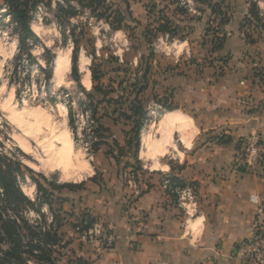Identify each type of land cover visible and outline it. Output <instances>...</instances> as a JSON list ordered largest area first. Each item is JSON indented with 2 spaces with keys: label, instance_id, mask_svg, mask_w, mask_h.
I'll return each instance as SVG.
<instances>
[{
  "label": "crops",
  "instance_id": "1",
  "mask_svg": "<svg viewBox=\"0 0 264 264\" xmlns=\"http://www.w3.org/2000/svg\"><path fill=\"white\" fill-rule=\"evenodd\" d=\"M125 1L134 30L146 18L144 28L148 24L154 30L166 20L175 31L169 46L151 57L148 45L134 38V70L125 65L138 79L149 61L142 93H153L168 112L158 122L160 134L149 142L145 159L140 142L137 151L125 147L129 130L123 144L112 140L124 148L122 154L115 148L119 157L140 162L133 172L135 189L116 176L105 187L79 183L56 193L61 199L56 256L62 257L57 264H240L236 247L250 236L257 215L250 197L264 206V167L251 173L233 165L244 142L264 134V26L251 15V0H216L214 12L201 2L187 11L174 0H151L146 10L140 0H120L123 8L115 5L123 12ZM213 36L223 42L218 49H213ZM110 65L103 63L101 69L107 72ZM86 83L91 92L90 69ZM104 155L118 159L113 152ZM171 177L194 187L198 207L193 216H185L163 189ZM84 213L113 233L112 249L78 242L72 227ZM140 219L146 229L136 232Z\"/></svg>",
  "mask_w": 264,
  "mask_h": 264
},
{
  "label": "rangeland",
  "instance_id": "2",
  "mask_svg": "<svg viewBox=\"0 0 264 264\" xmlns=\"http://www.w3.org/2000/svg\"><path fill=\"white\" fill-rule=\"evenodd\" d=\"M110 1L123 8L120 0ZM140 3L141 6L143 5L142 7H146V10L153 6L151 0H140ZM156 6L157 4H154V7ZM2 14L4 13L0 12V17L4 21L0 23V141L2 143L0 151L9 157L20 160L27 169L31 170L32 176L42 184L41 177H44L55 186L79 183L92 185L95 183L105 187L106 182L116 180L115 177L120 176L121 183L125 185L128 180V171H138L140 162L134 163L128 156L119 157L112 145L113 139L123 144L124 132L128 131L130 127L128 124H123L122 120L113 122V119L118 117V114L113 111L123 110L124 106H114L107 102L97 106L99 123L107 128L109 133L104 136L106 137L105 144L99 146L97 153H92L90 147L95 142L92 134L95 123L91 120V113L86 110L89 105L84 92L78 88L70 75L72 41L63 38L57 23L47 8L40 4L31 22V29L39 40L33 49L37 65L47 71L50 70L51 73L50 82L46 85L43 72L35 64L28 67L23 63L14 71L13 57L17 51V43L11 32L10 22L6 20V16L2 17ZM72 22L75 24L84 23L89 30V40H82L78 54L81 85L87 92H89V86L87 87L86 82L91 66L89 53L92 46L96 57H103L105 61L110 57L115 58L114 63L116 66L120 65V70H122L117 74V80L121 82L125 78L123 72L125 68H128L125 65L130 64L132 69L134 68L133 61L137 53V42L133 37L136 35L138 37L146 29L147 33L152 31L149 29L151 25L147 26L148 24H146L144 28L146 18H142L140 27H136L134 32L128 33L111 31L102 21H95L85 16ZM130 26L135 27V24ZM208 31L211 32L210 27ZM149 47L151 49V45ZM153 56L156 57L159 54L156 53ZM59 58L67 60L66 66H63L64 69L57 67ZM45 61H49L48 63L51 61L50 66H47ZM105 61H97L96 64L101 68V63ZM157 61L159 63L158 58ZM109 75L114 77V74ZM105 79H101V83L108 89L111 82ZM149 79L151 80V78ZM17 88L19 90L18 97H16ZM140 97L145 107L150 102H160L157 96L151 92L142 93ZM162 119L163 117L156 119L141 130L143 137L142 144L140 141L139 151L141 150L143 158L147 153L151 139L158 138L160 134L157 125ZM63 133L68 136L71 146L69 149L70 165L65 171L44 168L39 161V156H42L40 144L50 142L57 147L59 144L56 136ZM107 151L113 152L118 159L115 161L105 156ZM20 186L22 192L31 201H35L36 198L42 201V194L37 191L28 175L20 182ZM60 205L57 194L54 193L53 210L58 211ZM40 209L45 217V222H49L51 214L45 204H42ZM24 215L32 222H41V218L38 219L37 212L33 210L26 211ZM61 258L58 257L57 260L61 262Z\"/></svg>",
  "mask_w": 264,
  "mask_h": 264
},
{
  "label": "trees",
  "instance_id": "3",
  "mask_svg": "<svg viewBox=\"0 0 264 264\" xmlns=\"http://www.w3.org/2000/svg\"><path fill=\"white\" fill-rule=\"evenodd\" d=\"M40 4L47 8L51 17L57 23L63 38L65 40L70 39L73 43L70 75L78 88L84 92L89 105L86 110L91 113V120L95 123V127L92 130L95 142L91 144V152L97 153L99 146L105 144L106 141L104 136L108 131L99 123L100 120L97 117V106L105 102L112 103L114 106H124L123 110L113 111V113L116 112L118 114V117L113 119V122L122 120L130 124V129L126 132L127 141L125 142V147L130 150L134 147L135 151H137L140 142L139 131L142 129L146 116L143 102L139 96L146 88L149 61L143 66L141 77L132 79L130 70L125 68L123 72L125 78L123 81L118 82L117 74L122 70H120V65L116 66V63H112L116 61L115 58L110 57L104 62L105 65L111 64L108 71L104 72L96 64L97 61L102 59L95 56V50L92 46L89 53L91 58L89 69L93 86L91 92H86L80 85L78 54L82 40H89V30L84 23L75 24L72 22L85 16L95 21H102L111 31L133 32L134 28L128 24L129 21H132L128 11V3L125 1L126 12H123L110 0H0V12L4 13L2 17L6 16V20L10 22L11 32L17 43V51L13 57L14 71L23 63L28 67L34 64L38 66L36 58L33 56V49L39 43V40L31 29V22ZM205 4L212 12L215 11L216 5ZM250 13L257 22V12L252 3ZM2 22L4 21L0 17V23ZM147 31L146 29L142 32L140 38L137 36L133 38L138 41L141 39L148 45V50H150L149 57H151L149 46L157 34L168 33L170 37L175 36V31L171 30L166 20L156 27L155 33L152 31L147 33ZM222 43L220 41V44L214 46L213 49L220 48ZM45 62L47 66H50L51 61L50 63H48L49 61ZM38 68L43 72L45 84L48 85L51 79L50 70L47 71L39 66ZM109 74H114V77L110 78L109 82L111 84L106 89L101 83V79ZM123 95H125V98H123ZM18 96L19 90L17 88L16 97ZM68 110L70 113V108ZM219 139H224L225 142L228 141L224 137ZM113 146L122 154L123 147H119L116 142L113 143ZM31 173V170L27 169L20 160L9 157L0 151V264H30L29 262L35 264H57L56 255L59 254L57 249L61 248V237L58 234L59 218L56 215V211L52 209L54 193L62 189L73 190L77 186L72 184L55 186L48 182L46 178L41 177L43 184L47 185L44 186ZM26 175L33 181L37 191L42 194V201L38 198L35 201H31L22 192L20 182L26 178ZM169 180L176 186H185L174 177ZM171 194L176 198L174 193ZM58 201H61V199L58 198ZM42 204H45L53 217L52 223L47 227L45 217L40 211ZM28 210L37 212V215L41 218V224L37 221L32 222L25 217L24 214Z\"/></svg>",
  "mask_w": 264,
  "mask_h": 264
},
{
  "label": "built area",
  "instance_id": "4",
  "mask_svg": "<svg viewBox=\"0 0 264 264\" xmlns=\"http://www.w3.org/2000/svg\"><path fill=\"white\" fill-rule=\"evenodd\" d=\"M176 7L183 10H191L196 2L209 3L214 6L216 0H174ZM256 9L258 23L264 26V0L250 1ZM155 33V29L152 30ZM219 36L212 37V45L220 44ZM171 37L168 33L157 34L151 44V52L161 51L162 48L169 46ZM146 116L142 129L151 124L156 119L164 116L168 111L166 107L158 102H150L146 109ZM235 169L241 172H255L258 168L264 167V134L250 137L244 142L240 151L237 153L233 163ZM127 186L131 189L136 188V180L133 171L127 173ZM163 189L174 193L176 201L185 216L191 217L197 212V197L194 187L185 185L179 187L174 185L169 179L163 181ZM250 201L257 207V215L253 222V230L249 237L243 239L236 247V257L240 264H264V206L255 197H250ZM37 218L39 216L37 215ZM53 221L51 215L46 227ZM41 224V222H38ZM44 228V226H42ZM146 229V222L143 219L137 221L136 232H143ZM73 233L79 243L92 245L101 250H110L115 243L113 233L100 221L94 219L89 214L80 215L79 219L73 223Z\"/></svg>",
  "mask_w": 264,
  "mask_h": 264
},
{
  "label": "bare ground",
  "instance_id": "5",
  "mask_svg": "<svg viewBox=\"0 0 264 264\" xmlns=\"http://www.w3.org/2000/svg\"><path fill=\"white\" fill-rule=\"evenodd\" d=\"M66 64H67V60H65L64 58H59L57 60L58 69L59 68L62 69L63 66L64 67L66 66ZM89 85H90V82H89ZM56 140L58 141V144H59L57 147L53 146V143L51 144L50 142H43L40 144L42 156H39V161L40 163H42V166L46 169H49V170L57 169L60 171H65L66 168L71 163V160H70L71 157L69 155V149L71 147L69 138L63 133V134H59L58 136H56ZM141 144H142V139H141Z\"/></svg>",
  "mask_w": 264,
  "mask_h": 264
}]
</instances>
